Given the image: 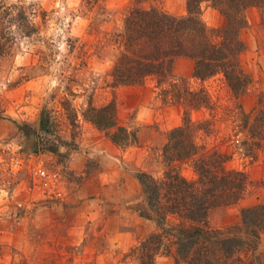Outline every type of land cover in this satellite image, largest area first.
I'll use <instances>...</instances> for the list:
<instances>
[{
    "label": "rangeland",
    "instance_id": "374dc122",
    "mask_svg": "<svg viewBox=\"0 0 264 264\" xmlns=\"http://www.w3.org/2000/svg\"><path fill=\"white\" fill-rule=\"evenodd\" d=\"M145 1L147 8L188 16V0ZM14 6H23L36 24L32 36L7 22L18 12ZM133 7L134 0H0V23L7 20L0 39L13 40L0 51V264H139L131 250L161 231L156 221L141 216L145 196L140 182L134 198L121 206L126 215L111 214V221L86 218L83 209H71L66 199H51L34 186L41 164L64 175L68 196L69 182L84 178L71 176L68 163L83 143L86 123H91L85 116L90 106L101 108L115 102L119 125L128 130V136L117 128L103 131L120 135V145L113 141L120 149L131 150V154L142 151L146 156L142 168L134 160L120 161L136 179L138 171L164 177L169 168L164 147L187 114L197 124L203 123L198 144L206 152L227 154V167L249 178L242 200L210 212L207 222L211 228L239 224L243 209L264 202V146L251 145L242 122V109L251 113L264 99V0L246 10L248 25L241 33L246 50L240 61L251 83L241 98L222 73L205 81L195 78V62L187 58L176 60L173 80L162 84L156 76L132 85L114 82L112 71L123 50L117 35ZM201 8L209 29L227 24L211 1L204 0ZM151 80L157 92L151 106L153 123L138 126L134 119L146 108L142 104L147 93L151 96L147 89ZM172 83L203 91L210 103L189 108L187 102L175 98ZM177 116L179 125L170 129ZM43 117L48 120L46 131L41 127ZM31 136L34 145H30ZM175 167L186 178L197 179L192 160L176 162ZM78 215H82L78 219L82 229L76 232L77 221L72 223L71 217ZM179 223L178 217H169V226ZM171 240L165 241L170 251L164 245L155 264H175L176 247ZM243 256L264 264V233L258 250Z\"/></svg>",
    "mask_w": 264,
    "mask_h": 264
},
{
    "label": "trees",
    "instance_id": "16d2710c",
    "mask_svg": "<svg viewBox=\"0 0 264 264\" xmlns=\"http://www.w3.org/2000/svg\"><path fill=\"white\" fill-rule=\"evenodd\" d=\"M135 7L127 16L124 29L117 35L123 50L115 62L112 76L121 85L143 83L148 76H156L159 83L173 80L176 60L187 58L195 62L194 77L205 81L224 74L228 84L241 98L251 83L241 67L240 56L246 50L241 38L247 27L246 10L262 0H208L225 16L227 24L209 29L202 20L201 4L204 0H188V16L176 17L158 8H147L145 0H134ZM9 21L0 23L3 32L6 21L16 24L25 36H32L37 26L23 6ZM10 8V7H9ZM9 8L7 10L9 11ZM2 16V15H0ZM11 39H0V51ZM178 102L191 109L208 106L209 98L203 91L193 92L172 83ZM184 85V84H183ZM185 88V89H184ZM242 109V108H241ZM87 120L100 130L117 128L128 136V130L119 125L118 110L114 101L97 108L90 106ZM243 129L247 130L251 145L264 146V99L247 113L242 109ZM48 120L43 117L42 130ZM27 130V126H19ZM203 127L193 121L190 114L184 123L173 129L164 147L168 169L162 179L146 171H138L145 201L141 216L158 223L160 232L148 236L131 250L139 264H155L158 251L165 241L172 239L176 247L175 264H254L243 254L258 250L264 233V202L245 208L241 222L226 229L208 226L212 210L229 207L242 200L249 178L245 172L227 167L229 156L219 151H208L197 142L198 131ZM121 144L120 135L111 134ZM248 144V141L246 142ZM56 151V150H54ZM192 160L197 179L190 180L175 167L179 161ZM176 216L180 223L169 226V217Z\"/></svg>",
    "mask_w": 264,
    "mask_h": 264
},
{
    "label": "crops",
    "instance_id": "0c3cea01",
    "mask_svg": "<svg viewBox=\"0 0 264 264\" xmlns=\"http://www.w3.org/2000/svg\"><path fill=\"white\" fill-rule=\"evenodd\" d=\"M155 84L156 82H152L147 85V89L151 90V96L147 93L143 104L139 102L137 105L142 104L146 107L135 116L134 122L138 126L153 123L155 113L151 106L157 95ZM179 121L178 116L175 122L172 123L171 120L169 128L179 125ZM83 130V143L79 149L72 152L68 164L71 176L84 178L81 181L73 179L74 181L69 182L70 189L66 203L71 209H83L84 216L89 219L101 220L107 217L111 221V214L126 215V211L121 206L134 198V193L140 184L136 177L120 165V161L134 160L142 168L145 166L146 156L142 151L133 150L131 154V150L120 149L121 147L113 142L107 132L98 129L92 123H86V128ZM89 168L90 172L87 171ZM81 217L82 215H78L75 219L71 217L72 223L77 221L74 227L76 232L82 229L79 227L82 221L78 220ZM107 226L108 231L111 232V223Z\"/></svg>",
    "mask_w": 264,
    "mask_h": 264
},
{
    "label": "built area",
    "instance_id": "2783aa9c",
    "mask_svg": "<svg viewBox=\"0 0 264 264\" xmlns=\"http://www.w3.org/2000/svg\"><path fill=\"white\" fill-rule=\"evenodd\" d=\"M35 187L51 199L65 200L68 196L64 175L60 171H51L40 165L35 171Z\"/></svg>",
    "mask_w": 264,
    "mask_h": 264
},
{
    "label": "water",
    "instance_id": "95a60500",
    "mask_svg": "<svg viewBox=\"0 0 264 264\" xmlns=\"http://www.w3.org/2000/svg\"><path fill=\"white\" fill-rule=\"evenodd\" d=\"M34 143H35L34 137H33V136H31L30 145H34Z\"/></svg>",
    "mask_w": 264,
    "mask_h": 264
}]
</instances>
